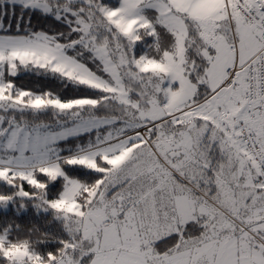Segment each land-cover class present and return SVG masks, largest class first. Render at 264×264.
Returning a JSON list of instances; mask_svg holds the SVG:
<instances>
[{"label":"snow or ice","instance_id":"obj_1","mask_svg":"<svg viewBox=\"0 0 264 264\" xmlns=\"http://www.w3.org/2000/svg\"><path fill=\"white\" fill-rule=\"evenodd\" d=\"M0 264H264V0H0Z\"/></svg>","mask_w":264,"mask_h":264}]
</instances>
